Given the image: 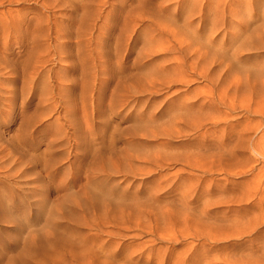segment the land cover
Listing matches in <instances>:
<instances>
[{"label": "rangeland", "instance_id": "rangeland-1", "mask_svg": "<svg viewBox=\"0 0 264 264\" xmlns=\"http://www.w3.org/2000/svg\"><path fill=\"white\" fill-rule=\"evenodd\" d=\"M0 264H264V0H0Z\"/></svg>", "mask_w": 264, "mask_h": 264}]
</instances>
